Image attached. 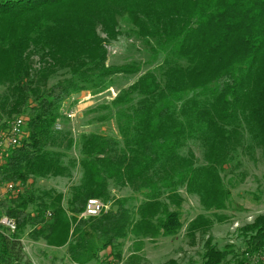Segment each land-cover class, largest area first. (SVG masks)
Wrapping results in <instances>:
<instances>
[{
  "label": "trees",
  "instance_id": "trees-1",
  "mask_svg": "<svg viewBox=\"0 0 264 264\" xmlns=\"http://www.w3.org/2000/svg\"><path fill=\"white\" fill-rule=\"evenodd\" d=\"M122 36L156 65L110 102L118 135L57 129L72 95L139 71L107 65L106 46ZM0 88V130L25 119L0 164V184L14 185L0 195V219L15 223L0 222V264H33L25 237L65 247L75 264L118 262L130 235H178L182 192L203 211L186 235L206 234L230 204L223 172L256 149L264 155V0H0ZM73 171L79 179L64 193L37 184ZM123 188L141 199L112 195ZM90 198L110 209L79 217ZM238 237L223 248L207 241L202 262L189 264L264 255V214Z\"/></svg>",
  "mask_w": 264,
  "mask_h": 264
},
{
  "label": "rangeland",
  "instance_id": "rangeland-1",
  "mask_svg": "<svg viewBox=\"0 0 264 264\" xmlns=\"http://www.w3.org/2000/svg\"><path fill=\"white\" fill-rule=\"evenodd\" d=\"M107 65L118 68L135 62L139 65L138 72H117L113 75V85L102 92L82 91L72 95L63 102L62 108H73L75 117L71 120L60 118L55 127L70 130L75 139L88 132H100L117 136V127L110 102L116 97L118 91L133 83L140 74L148 69H153L155 63L147 61L148 55L143 50L139 41L133 38L120 37L118 41L106 46ZM50 81L49 84L53 83ZM2 90V88H0ZM20 117V116H19ZM22 117V116H21ZM193 150L202 160V150L193 146ZM73 154V151L71 152ZM74 155V154H73ZM223 182L230 189L231 200L227 209L217 212L222 217L220 222H215L206 234L196 233L194 236L186 235V227L190 220L203 213L199 200L194 195L182 192L183 203L181 207V220L183 228L174 238L157 237L154 239L129 236L123 242L121 260L115 262L108 258L103 261H93L87 264H189L201 263L206 242L217 248L226 244H239V228L253 222L256 216L264 214V155L260 149L252 154H245L239 162L232 164L223 172ZM79 173L73 171L69 178H48L38 180L40 187H52L61 192H66L73 182L78 181ZM115 198L135 196L129 189H112ZM110 209L111 203H106ZM106 210V211H107ZM28 252H38L33 258V264H73L64 254L56 248L41 247L38 245H24ZM28 252H27V251ZM30 258V257H29ZM75 264V263H74Z\"/></svg>",
  "mask_w": 264,
  "mask_h": 264
},
{
  "label": "built area",
  "instance_id": "built-area-1",
  "mask_svg": "<svg viewBox=\"0 0 264 264\" xmlns=\"http://www.w3.org/2000/svg\"><path fill=\"white\" fill-rule=\"evenodd\" d=\"M62 116L67 119H73L75 117V111L73 108H66L61 110ZM25 119L24 117H16L10 122L6 129L0 130V164L2 163L5 151L10 148L20 144V140L25 133ZM57 124V123H56ZM60 126L59 124H57ZM57 128V127H56ZM59 129V128H58ZM3 188L7 191L14 189L13 184L3 185L0 184V189ZM19 191V188L17 189ZM108 205L98 198H90L87 200L84 210L79 214L81 218H88L93 216H98L102 211H106ZM47 215H50L49 213ZM0 222L6 225L11 231L15 230V223L13 220L2 217ZM244 264H264V255L245 253Z\"/></svg>",
  "mask_w": 264,
  "mask_h": 264
},
{
  "label": "crops",
  "instance_id": "crops-1",
  "mask_svg": "<svg viewBox=\"0 0 264 264\" xmlns=\"http://www.w3.org/2000/svg\"><path fill=\"white\" fill-rule=\"evenodd\" d=\"M4 190H5V189H3V188L0 189V195H1L2 193H4V192H3ZM161 238H163V237H161ZM148 239H151V238H148ZM22 241H23V244L26 245V246H27L28 244H30L31 246H33V245H38V246H41V247L43 246V247L47 248L46 245H45L43 242H40V241H39V242H34V241H31L30 239H27L26 237L23 238ZM24 247H25V246H24ZM56 249L59 250V251L61 250V251H64V252H65V247H59V248H56ZM26 251H27V250H26ZM27 252H28V251H27ZM28 254H29V257H30L29 259L33 261V258H36L35 256L38 254V252H36V253H34V252H30V253H29V252H28ZM64 254H65V253H64ZM37 256H38V255H37ZM73 264H74V263H73ZM230 264H239V263L236 262V261H233V260H232V261L230 262Z\"/></svg>",
  "mask_w": 264,
  "mask_h": 264
}]
</instances>
